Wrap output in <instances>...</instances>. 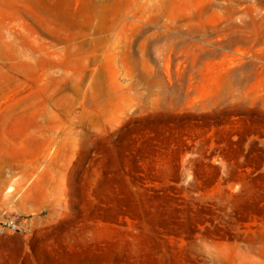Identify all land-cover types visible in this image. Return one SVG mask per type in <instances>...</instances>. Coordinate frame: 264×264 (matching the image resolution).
Returning a JSON list of instances; mask_svg holds the SVG:
<instances>
[{
    "label": "rangeland",
    "instance_id": "374dc122",
    "mask_svg": "<svg viewBox=\"0 0 264 264\" xmlns=\"http://www.w3.org/2000/svg\"><path fill=\"white\" fill-rule=\"evenodd\" d=\"M0 264H264V0H0Z\"/></svg>",
    "mask_w": 264,
    "mask_h": 264
},
{
    "label": "built area",
    "instance_id": "2783aa9c",
    "mask_svg": "<svg viewBox=\"0 0 264 264\" xmlns=\"http://www.w3.org/2000/svg\"><path fill=\"white\" fill-rule=\"evenodd\" d=\"M2 227H4V228H9V227H11V230H14L15 229V226H10V224H8L7 222H4L3 224H2Z\"/></svg>",
    "mask_w": 264,
    "mask_h": 264
}]
</instances>
